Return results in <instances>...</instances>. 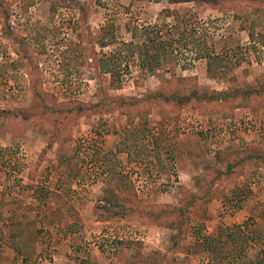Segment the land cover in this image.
I'll return each instance as SVG.
<instances>
[{
	"label": "rangeland",
	"instance_id": "obj_1",
	"mask_svg": "<svg viewBox=\"0 0 264 264\" xmlns=\"http://www.w3.org/2000/svg\"><path fill=\"white\" fill-rule=\"evenodd\" d=\"M259 81L264 0H0V264L264 260V89L169 96Z\"/></svg>",
	"mask_w": 264,
	"mask_h": 264
},
{
	"label": "trees",
	"instance_id": "obj_2",
	"mask_svg": "<svg viewBox=\"0 0 264 264\" xmlns=\"http://www.w3.org/2000/svg\"><path fill=\"white\" fill-rule=\"evenodd\" d=\"M170 42H172L171 39L168 40V42H167V44L169 46L172 44ZM160 44H163V42L159 39L158 34H157V39H151L149 41V47H151L153 49V51H152L153 56L157 57V53H158ZM129 45H132L131 42ZM204 58L206 59L207 75L212 79H219L221 77L218 74V70H219L220 66L218 65L219 63L216 62V60L220 59L219 56H216V55L211 56L210 54H207L206 56H204ZM262 86H264V81H259L258 85L256 84V85L251 86L249 88L245 87V88L239 89L238 87H235V88H233V90L230 89V90H227L224 92H206L203 89H202V91L199 92V89L191 88L186 96H177V95H175L176 92L172 93L169 96H170V99H174V98L179 99L177 102L181 103V105L184 106V105H188L189 103H191V100L196 101V102L197 101H205V102L219 101V102H221V101H226V98L229 95H230L231 99H234V97L236 95H240L241 99H244V97H247L250 95L256 96L257 94L262 93V91L264 89V88H262ZM231 91L233 93H230ZM160 92L161 91H157V92H154V94L156 95V94H159ZM102 202H104V204L106 206H113V207L120 208L119 209L120 211L114 212V214L120 215L121 219L124 218V216H125L124 215V209L122 207V204L117 199L114 198L112 200V199H110V197L108 195L107 197H105L102 200ZM181 211H182V209H181ZM211 244H212V242L210 240V237L206 236L204 238V241H203V245L205 246L204 249L209 251L211 249ZM6 245H7V247H10L11 249H13L17 254H19V255L22 254V248L20 247L18 242H16L15 239L6 240ZM80 264H92V263L87 262L86 260H82V261H80ZM248 264H264V260H263V258H260V259L254 260V262L249 261Z\"/></svg>",
	"mask_w": 264,
	"mask_h": 264
},
{
	"label": "crops",
	"instance_id": "obj_3",
	"mask_svg": "<svg viewBox=\"0 0 264 264\" xmlns=\"http://www.w3.org/2000/svg\"><path fill=\"white\" fill-rule=\"evenodd\" d=\"M95 224L98 225V224H102V223H99V222L97 221V222H95ZM18 244H19V243H18ZM12 251H13L15 254H17L13 249H12ZM22 254H23V252H22ZM22 254H21V255H22ZM17 255H19V254H17ZM90 259H91V260H92V259H96V260H97L98 258H90ZM91 260H90V261H91ZM87 261H89V260H87ZM97 261H98V260H97Z\"/></svg>",
	"mask_w": 264,
	"mask_h": 264
}]
</instances>
